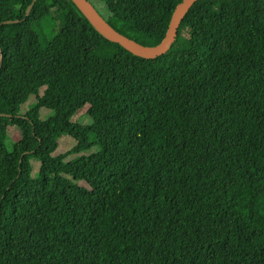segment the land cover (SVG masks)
Here are the masks:
<instances>
[{
    "label": "trees",
    "instance_id": "trees-1",
    "mask_svg": "<svg viewBox=\"0 0 264 264\" xmlns=\"http://www.w3.org/2000/svg\"><path fill=\"white\" fill-rule=\"evenodd\" d=\"M33 1L0 0V264H264V0H198L154 60ZM182 1L89 0L150 47Z\"/></svg>",
    "mask_w": 264,
    "mask_h": 264
},
{
    "label": "water",
    "instance_id": "water-1",
    "mask_svg": "<svg viewBox=\"0 0 264 264\" xmlns=\"http://www.w3.org/2000/svg\"><path fill=\"white\" fill-rule=\"evenodd\" d=\"M38 0H34L27 10V16L32 7ZM83 16L88 20L92 27L109 42L120 45L123 49L130 52L132 55L147 59L154 60L158 57L165 55L178 37V30L189 14L191 8L198 0H183L175 8L167 34L163 41L158 46H145L142 45L122 34L117 32L95 9L89 0H71ZM8 24L11 22H7Z\"/></svg>",
    "mask_w": 264,
    "mask_h": 264
},
{
    "label": "rangeland",
    "instance_id": "rangeland-1",
    "mask_svg": "<svg viewBox=\"0 0 264 264\" xmlns=\"http://www.w3.org/2000/svg\"><path fill=\"white\" fill-rule=\"evenodd\" d=\"M97 7L99 9V11L102 13V15L106 16L108 14L107 12V8L106 6H104L103 4H97ZM192 23V22H191ZM233 59L236 60V61H239L238 59V56L236 54L233 55ZM25 80V79H23ZM35 101V98L32 97L29 102L23 107L22 109V112H25L27 110V108L29 107V105L33 104ZM86 112H87V108L79 111L75 117L72 119L73 122H77V123H80V124H89L90 123V120L89 118L86 116ZM50 112L48 110H42V118L41 119H45L47 117V115L49 114ZM9 133H10V137L12 139V141H17L18 140V137H19V133H17V131L14 129V128H10L9 129ZM11 140H9L8 142V146L11 148ZM74 145V140L70 137H63L61 140H60V143H59V148L58 150L56 151V154H61V153H64L66 151H68L69 149H71V147ZM95 151V149L93 150ZM91 153V152H89ZM89 153H86L84 155H88ZM83 154L79 155V156H82ZM73 158H76L74 156L70 157L69 160L73 159ZM32 165H33V173L36 174L39 170V162L37 161H32Z\"/></svg>",
    "mask_w": 264,
    "mask_h": 264
}]
</instances>
